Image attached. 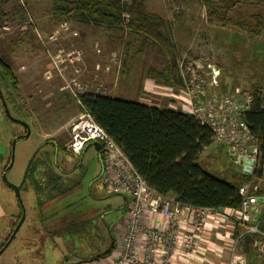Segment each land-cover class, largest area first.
I'll return each mask as SVG.
<instances>
[{"label":"rangeland","instance_id":"rangeland-1","mask_svg":"<svg viewBox=\"0 0 264 264\" xmlns=\"http://www.w3.org/2000/svg\"><path fill=\"white\" fill-rule=\"evenodd\" d=\"M137 1L162 17L161 31L174 45L171 58L126 29L57 18L50 0H0V59L17 80V90L3 82L1 90L11 115L26 122L30 131L27 137L16 140L4 181L10 142L25 128L4 116L0 100V154L6 155L0 163V205L7 216L0 218V244L21 211L15 191L6 183L21 186L25 209L15 237L0 253V264H69L110 248L123 233L126 201L123 195L105 190L98 152L92 143L80 155L70 154L66 147L69 124L83 111L64 87L72 79L91 88L96 84L104 95L141 102L135 100L139 94L138 98L153 102L154 96L139 90L152 79L148 71L161 70L170 60L176 66L185 60L201 61L204 67L209 64L219 70L210 95L221 92L220 88L225 94L249 91L253 83L264 90V30L251 36L236 28L210 24L202 0ZM63 23H67L68 33L59 30ZM71 50L81 51V60L73 64L65 61L57 70L52 59L65 57ZM179 89H173L177 105L184 98ZM211 147L199 156L202 168L237 182L238 167L224 146L215 142ZM33 157L39 162L34 173L42 170L40 162L49 159L60 176V185L57 182L39 192L33 189L32 175L26 173ZM53 187L66 191L56 195Z\"/></svg>","mask_w":264,"mask_h":264},{"label":"trees","instance_id":"trees-1","mask_svg":"<svg viewBox=\"0 0 264 264\" xmlns=\"http://www.w3.org/2000/svg\"><path fill=\"white\" fill-rule=\"evenodd\" d=\"M50 1L52 13L57 18L67 20L76 18L94 26H106L115 30L126 29L134 36H141L143 41L150 43L153 48H158L169 58L173 55L174 45L171 38L161 31L162 17L148 11L142 1L132 0L129 3L122 0ZM202 3L206 21L210 24L236 28L251 36L264 30V0H202ZM148 75L167 86L176 83L182 86L173 60L168 61L161 70H149ZM2 82L17 90V80L13 71L0 59V90ZM219 91L221 92L218 94H225L221 88ZM248 92L253 96V101L250 109L243 114L242 120L263 150L264 111L261 102L264 90L257 83H253ZM1 93L7 104V98L2 90ZM79 101L80 109L92 116L121 148L145 182L160 194L170 195L183 204L201 207L218 209L240 206L242 198L238 193V186L247 178L239 172V180L230 182L202 168L198 161L199 156L215 141L212 139L211 131L191 114L178 108L149 105L94 91L80 94ZM1 106L4 116L11 120L5 113L2 102ZM59 149L66 152L64 147ZM212 150L215 151V148ZM69 153L80 155L82 152ZM9 158L10 153L5 166ZM34 158L30 160L26 169V173L32 175L33 189L39 192L44 190L42 188L45 186L52 187L57 182L60 185V176L54 172L49 159L40 162L42 170L38 174L34 173L35 168L39 166V162ZM6 185L14 190L10 184ZM57 188L53 187V190L58 191L56 195L66 191ZM20 215L21 211L0 248L9 238ZM263 218L258 220V226L264 229ZM108 252L109 250L99 251L92 255L91 259L102 257Z\"/></svg>","mask_w":264,"mask_h":264},{"label":"built area","instance_id":"built-area-1","mask_svg":"<svg viewBox=\"0 0 264 264\" xmlns=\"http://www.w3.org/2000/svg\"><path fill=\"white\" fill-rule=\"evenodd\" d=\"M60 31L68 33L67 23ZM81 60V51L71 50L66 56L57 55L53 66ZM113 60L117 59L113 56ZM199 61L178 62V76L184 94V112L191 114L212 133V139L221 143L231 161L247 180L239 184L241 204L238 208H208L183 204L170 195H163L148 185L136 171L127 156L92 116L83 110L69 124L67 149L79 154L89 143L98 142L101 161V180L109 194L127 196L123 233L116 240L120 253L112 264H177L182 260H204L206 253L222 250L228 241L230 264H246V258L235 253L239 237L232 232L218 234L223 244L207 245L205 232L229 223L242 224L245 233L252 236V247L257 257H264V229L253 221L258 211V197L264 202V149L252 135L243 114L252 105L253 96L244 91L232 94H209L216 87L219 70ZM96 69L99 65L96 64ZM107 69V67H106ZM80 104L79 95L102 91L75 79L64 86ZM261 108L264 111V93ZM182 110V111H183ZM252 146V150L249 147ZM158 219H162L161 221ZM233 225V224H232Z\"/></svg>","mask_w":264,"mask_h":264},{"label":"crops","instance_id":"crops-1","mask_svg":"<svg viewBox=\"0 0 264 264\" xmlns=\"http://www.w3.org/2000/svg\"><path fill=\"white\" fill-rule=\"evenodd\" d=\"M142 85V88L139 89L140 91H143L145 93H149V95L154 96L155 97V101L153 102H148L146 101L144 98L140 99L139 94L137 95V99L135 98V100H142L141 102H145L149 105H155V106H161V107H172V108H178V109H182V107H185V99L183 98L182 101L180 102V104H176L175 102H177L175 100V98H177L175 91L173 90L174 87L176 88H180L179 90H181L182 92V88L180 86V84L176 83L172 86H167L165 84H163L161 81L155 80L154 78L150 79V82H144ZM95 86H97L95 84ZM93 86V87H95ZM101 86V85H100ZM101 88V87H100ZM103 88H101L102 90ZM139 91V92H140ZM178 91V90H177ZM138 93V90L137 92ZM143 93L142 96H146V94ZM159 93L160 95H168L166 98H162L163 96L159 97L157 94ZM115 97V96H114ZM165 97V96H164ZM120 98V97H119ZM180 99V98H178ZM127 100H131V99H127ZM181 101V100H180ZM140 102V101H139ZM183 107V108H184ZM184 111V110H183ZM85 149V148H84ZM6 155H4L3 153L0 154V163L2 161V158L5 157ZM3 164V161H2ZM125 196V195H123ZM125 201L127 202V197H124ZM258 212H259V216L257 218V220H255V215L253 216V221L257 224L258 226V220L262 219L264 217V202L260 201L258 203ZM11 216L12 219V215ZM3 217L5 219V211L3 209V207L0 205V218ZM264 219V218H263ZM160 220L162 223V219H158ZM233 224V225H232ZM260 229V226H258ZM226 232H232L233 236H238V242H237V246L235 249V253L239 254L241 256H244L246 258V264H264V257H257L253 247H252V236L245 233V227L242 224H236V223H229L228 225H224V226H220L214 229H209L205 232V238L207 241V245L209 244L210 246H218L223 244V240L221 241L218 238V234H225ZM115 239V238H113ZM228 241L225 242V245L223 247V249L220 251L218 250L215 253H206V258L203 260H189L188 264H230V255L231 252L228 249ZM106 250H109L108 253H106L104 256L102 257H97L94 259H91V256H84V258L82 259H76L71 261L69 264H112L113 261L117 258V256L120 253V247L116 244V242L112 241L111 247L107 248ZM175 263L177 264H184L182 262V260H175Z\"/></svg>","mask_w":264,"mask_h":264},{"label":"water","instance_id":"water-1","mask_svg":"<svg viewBox=\"0 0 264 264\" xmlns=\"http://www.w3.org/2000/svg\"><path fill=\"white\" fill-rule=\"evenodd\" d=\"M0 98H1V102H2V105H3V108H4V111L5 113L8 115V117L13 120V121H18L19 123H21L24 127H25V132L21 135H17L15 136L12 141H11V145H10V158H9V162L7 164V166L4 168L3 172H2V178L4 181H6V172L7 170L9 169V167L11 166L12 162H13V156H14V146H15V142L18 138H22V137H27L29 135V126L26 122L24 121H21L19 119H16L14 118L13 116L10 115L9 113V110L7 108V104L3 98V95L1 93V90H0ZM94 149L98 152L99 149H100V144L98 142H93L92 143ZM252 146L249 147V150H252ZM9 184V183H8ZM11 185V184H10ZM16 193V197H17V201L21 207V215H20V218L19 220L17 221L16 225L14 226L9 238L6 240V242L3 244V246L0 248V253L7 247V245L11 242L12 238L15 236L16 232L18 231L20 225L22 224L23 220H24V217H25V209H24V206H23V203H22V200H21V197H20V191H19V186H15V185H11ZM125 197V196H124ZM263 198L262 197H258L257 198V201H262ZM252 211H254V215H255V220H257L258 216H259V212L257 210H255V208L252 209Z\"/></svg>","mask_w":264,"mask_h":264},{"label":"bare ground","instance_id":"bare-ground-1","mask_svg":"<svg viewBox=\"0 0 264 264\" xmlns=\"http://www.w3.org/2000/svg\"><path fill=\"white\" fill-rule=\"evenodd\" d=\"M118 60V59H117ZM230 94V93H229Z\"/></svg>","mask_w":264,"mask_h":264}]
</instances>
